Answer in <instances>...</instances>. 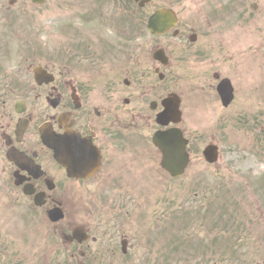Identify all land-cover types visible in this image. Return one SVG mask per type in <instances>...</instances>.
Here are the masks:
<instances>
[{"label": "flooded vegetation", "instance_id": "1", "mask_svg": "<svg viewBox=\"0 0 264 264\" xmlns=\"http://www.w3.org/2000/svg\"><path fill=\"white\" fill-rule=\"evenodd\" d=\"M113 1L115 8H86L81 9L85 14L58 18L56 0H0V18L5 22L22 15L34 20L48 12L50 9L43 7L49 5V12L56 18L48 15V31L62 28L58 38L49 43L22 42L20 65L9 67L8 62L15 59L4 41L6 37L2 38V30L8 26H0V176L7 191L18 196V216L13 220L19 221H6L9 226L0 222V264H60L64 259V264H104V257L117 256L121 245L127 244L128 250H132L133 236L127 232L121 216L115 214L129 203L122 195L124 189L130 198L136 189L127 184L121 188L115 178L137 172L138 161L145 159L148 138L138 137V132L152 128L149 124L156 120L162 100L169 94L163 95L168 66L174 57L170 45L175 39L180 40L181 44L171 47L181 49L184 42L187 47L186 43L191 46L198 40L200 12L192 10L187 15V2L191 9L204 5L202 0H147L143 7L142 0ZM210 1L215 8L207 2L210 16H205L208 27L203 28L206 41L230 27L234 17L240 19V14H245L244 5L239 9L233 0ZM163 9L173 12V18L165 20L167 25L173 20L175 25L163 34H153L150 19ZM47 26L41 24L42 28ZM37 27L38 23L33 26ZM32 32L35 33L33 29ZM140 40L150 50L139 59L137 46L143 47L138 44ZM157 52L168 57V65L155 57ZM36 68L40 82L35 76ZM205 85V90L213 87L211 83ZM43 126L48 127L54 148L58 150L60 143V151L66 152L72 167L76 164L89 177L67 174L56 159L55 150L42 141ZM64 135L66 139L59 142ZM9 151H13V157L22 156L23 164L11 161ZM26 185L35 191L32 195L25 194ZM53 185L54 189H50ZM113 189L119 191L115 195L119 201L115 202L113 218L91 216L90 210L99 204L105 212L104 193ZM7 191L4 189L6 194ZM60 191L66 196H58ZM39 193L42 205L35 201ZM58 205L65 217L59 223L48 217L46 220L51 224L54 240L60 239L64 250L47 247L42 254L40 249H25L20 234L28 228L25 218L38 225L40 220L44 221L42 213L47 214ZM61 223L65 229L59 232ZM77 228L83 232L74 237ZM129 229H135V225ZM65 233L71 236L66 241L62 239Z\"/></svg>", "mask_w": 264, "mask_h": 264}, {"label": "rangeland", "instance_id": "2", "mask_svg": "<svg viewBox=\"0 0 264 264\" xmlns=\"http://www.w3.org/2000/svg\"><path fill=\"white\" fill-rule=\"evenodd\" d=\"M84 2L56 0L57 17L84 13L85 10L79 9ZM94 2L96 5L102 4V0ZM207 2L215 8L210 0H202L204 7L194 6L192 9L187 2V15L192 10L200 12L201 27L198 25L196 28L198 40L191 46L186 43L187 47L183 46L184 42L181 49L171 47L179 44L180 40L172 42L170 50L174 51V57L168 66V80L165 82L169 92H177L183 98L182 126L191 140V166L180 179H172L164 172L160 174L159 163L155 159L156 150L151 142L144 146V151H148L149 155L143 161H138L137 172L115 178L121 188L127 184L136 189L130 198L128 190L123 188L125 193L122 195L128 198L129 203L120 215L127 232L134 239H131V252L126 256L121 251L115 257L105 256L104 264H264V0H255L259 4L257 11L249 8L251 0H233L239 9L244 5L245 14L241 13L240 19L234 17L232 25L220 34H212L210 41L205 40L206 33L203 31V28L208 27L205 16H210L206 10L210 8ZM104 6L105 9L115 8L113 0H109ZM43 9L51 11V6L47 5ZM49 11L39 14L34 20L26 15L17 16V19L10 17L6 22L0 18L1 28L5 24L8 26L2 30V38L6 37L4 41L11 48V58L15 59L8 62L9 67L20 65L22 58L19 46L22 42L31 41L43 45L61 34L60 27L58 30L54 28L48 31V15L56 18ZM35 22L39 27L33 28ZM42 23L48 26L42 28ZM105 36L107 40L108 31ZM138 42L142 45L141 40ZM142 46H137L139 59L143 52L150 50ZM214 72L238 81L235 84L241 99L237 98L228 108L222 107L215 88L204 89L205 84H214ZM259 89L261 94H258ZM243 118L249 120L245 123ZM142 125H152V128L139 130L138 137L142 135L151 138L152 132L158 127L155 122ZM210 142L218 143L220 147L221 158L214 164L206 162L202 154ZM145 168L150 169V172H145ZM4 185L0 176V222L9 226L6 221L16 217L13 212L18 208L13 206V202L18 200V196L11 190L7 191L8 188ZM118 192L115 189L106 191L105 212L101 211L99 204L90 210L91 216L112 219L117 207L115 203L113 205V198ZM203 192L212 200L204 196ZM61 195L66 196L64 192H58V196ZM211 201L216 203L211 209L215 215L211 214L207 218L215 230L205 226V215ZM227 204L235 207L231 209L233 212L236 210L240 213L229 224L237 222L238 225L250 228L245 231L244 237L237 239L235 233L225 236L222 221L226 216L217 214L220 207L230 211ZM94 205L91 204V207ZM42 216L44 221L40 220L38 225L29 220L24 222L28 226L21 238L24 248L31 252L40 249L42 254L47 247L64 250L60 239L54 240V232L46 220V213L43 212ZM229 219L228 216V221ZM133 225L135 229H129ZM62 229L65 228L61 223L57 230L60 232ZM172 232L174 234L171 236ZM167 238L169 244L166 243ZM175 239L179 242L180 249L176 248ZM200 239L203 244L199 245ZM236 251L238 258L232 259ZM64 263L65 259L60 261V264Z\"/></svg>", "mask_w": 264, "mask_h": 264}, {"label": "water", "instance_id": "3", "mask_svg": "<svg viewBox=\"0 0 264 264\" xmlns=\"http://www.w3.org/2000/svg\"><path fill=\"white\" fill-rule=\"evenodd\" d=\"M225 87L226 86H224V88ZM227 90L229 92L226 93V98L230 96L231 88H228ZM166 106L167 110L160 116L159 122L166 123L168 122L167 119L178 122V100L176 101L177 109H174L172 106L171 99H169ZM42 137L44 142L51 146L49 135L47 134L46 136L44 133ZM154 140L163 152L162 166L166 168L172 176L181 175L188 165V154L186 152L187 141L183 137L182 132L177 128H171L164 132L160 131L156 134ZM208 151H211L213 155H216L217 148L215 146H209L205 152L206 156ZM50 216L53 217V219H59L62 215L54 210L50 213Z\"/></svg>", "mask_w": 264, "mask_h": 264}, {"label": "trees", "instance_id": "4", "mask_svg": "<svg viewBox=\"0 0 264 264\" xmlns=\"http://www.w3.org/2000/svg\"><path fill=\"white\" fill-rule=\"evenodd\" d=\"M227 205H228V207L231 208V209L235 208V207H233V205H231V204H227ZM225 208H226V207H225ZM229 208H228V209H229ZM211 209H212V207H209V208H208V212H209ZM218 210H219V211H218V214H217L218 216H222L223 214H224L223 216H226V217H225L226 222L224 223V229H225V231H227V230H226V226H229V221H228L229 211H228V210L225 211V210H223L221 207L218 208ZM236 213H238V212L235 210V214H236ZM208 214H209V213H208ZM199 215H201V214L199 213ZM223 216H222V217H223ZM222 222H223V221H222ZM233 233H235V236L237 237V233H239V231L235 230V232H233ZM198 243H199V244H202L203 241L201 240V241H199ZM205 258H206V257H205ZM189 262H190V261H189Z\"/></svg>", "mask_w": 264, "mask_h": 264}]
</instances>
